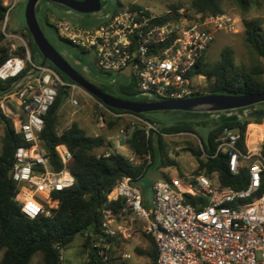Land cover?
<instances>
[{"label": "built area", "instance_id": "2783aa9c", "mask_svg": "<svg viewBox=\"0 0 264 264\" xmlns=\"http://www.w3.org/2000/svg\"><path fill=\"white\" fill-rule=\"evenodd\" d=\"M19 1L1 0L5 7L1 32L11 43L7 45L9 57L0 65V81L18 80L0 94V106L10 104L24 117L23 144L15 149L10 179L21 214L34 219L52 217L44 203L52 192L74 184L68 168L72 153L65 147L55 148L56 169L42 146L44 117L61 90L67 92V102L74 108L80 104L75 92L91 95L48 64L34 63L25 38L6 31L8 15ZM241 28L240 18L230 12L202 16L189 7L138 5L120 8L92 28L61 20L54 23L60 39L94 54L100 71L118 73L129 68L137 91L153 95L155 101L184 100L202 91L205 87L199 80L203 77L194 73L198 61L218 32L238 34ZM96 102L112 118L142 122L146 135L154 129L136 114L115 113ZM133 129L120 130L124 146ZM213 143V149L206 151L199 141V160L223 157L229 173L244 178V188L223 186L215 171L207 174L205 170L185 175L186 179L156 180L150 186L151 207L147 209L141 189L131 177L122 176L107 194L108 201H122L119 211L101 209L102 223L93 242L97 255L108 260V250L119 239L129 240L131 224L140 222L143 232L155 241V264H264L263 127L251 122L244 131L224 128ZM114 152L110 146L95 154L109 157ZM62 252L59 264H63Z\"/></svg>", "mask_w": 264, "mask_h": 264}, {"label": "trees", "instance_id": "16d2710c", "mask_svg": "<svg viewBox=\"0 0 264 264\" xmlns=\"http://www.w3.org/2000/svg\"><path fill=\"white\" fill-rule=\"evenodd\" d=\"M232 1L242 13H245L249 8L250 0ZM222 4L223 0H191L189 8L202 16H214L224 12ZM118 5L123 8L120 2H118ZM171 8H176V6H171ZM4 13L5 7L0 0V25ZM242 28L248 46L258 57L264 59V41L261 36L260 21L242 19ZM24 30L26 31V35H24L28 38L29 49L32 47L36 48L27 28L25 27ZM79 50L85 52L81 49ZM19 51L23 53L24 49L21 47ZM8 57L9 50L0 31V65ZM45 63L62 78L70 81L52 64L47 61ZM28 70L29 66L26 67L24 73ZM194 73L200 74L207 83L198 95L205 94L203 93L204 91L209 95H246L264 92V79L258 77L259 73L257 70H246L236 65L233 60V53L229 49H223L220 52V60L216 63H206L204 54L198 61ZM16 80L18 79H10L6 82L0 81V94L10 90ZM132 85L136 88L135 79H133ZM123 91L128 92L127 88H124ZM62 92L64 91L61 90L58 93L54 105L44 117V129L40 135V140L48 157L52 160V165L56 169L59 168V163L54 158L55 148L65 147L72 153L68 168L74 178V184L68 189L52 192L50 198L44 203L45 208L53 212L52 217L39 216L30 219L20 212L14 193V183L7 177V174L12 168L15 149L23 144L20 127L24 117L10 104L0 106V124L3 128L0 152V252H2L0 264H31L33 258L37 255L41 257V264H59L60 250H64L79 234H87L84 246L88 249V254L85 264H125L122 261H115L111 258L110 254L113 248L108 250V260L99 257L94 250L93 242L102 223L101 209L108 208L117 213L121 207V200H107V194L116 181L122 176H129L136 183L142 177L147 165L144 163L133 164L116 152L109 157H97L95 150L104 145V137L86 135L85 130L75 122L64 129L62 134L58 136L56 127L57 108ZM247 108L214 112L220 118L213 124L208 135V146L203 145L204 149L206 151L213 149L214 138L224 128H238L244 131L246 125L251 123L246 119L247 115L241 112V110ZM109 110L115 113L127 112L115 109ZM137 116L144 119L142 114ZM232 116H235L236 119L225 121V119ZM260 118L259 116L253 119V123L263 127L262 152L264 156V118ZM119 119L115 118L110 121L109 127H113ZM144 120L150 123L149 120ZM185 132H191V126L187 122L173 124L164 128L160 133L174 134ZM150 134L146 135L140 127H134L130 138L127 140V146L135 156L143 158L146 154L152 153ZM158 136L159 141L162 142L161 135L158 134ZM188 149L197 162V168L193 174H198L203 170L207 174L215 171L223 186L245 187L243 177H235L229 173L223 157L204 162L198 158V149L190 147ZM173 164L174 162L170 161V165ZM117 169L121 173L113 177L110 176ZM180 178L186 179V176L180 175ZM166 181L170 182V178H166ZM116 243L117 241L115 245ZM148 244L150 247L149 252H138L150 259L149 264H155L157 256L155 241L149 237Z\"/></svg>", "mask_w": 264, "mask_h": 264}, {"label": "rangeland", "instance_id": "374dc122", "mask_svg": "<svg viewBox=\"0 0 264 264\" xmlns=\"http://www.w3.org/2000/svg\"><path fill=\"white\" fill-rule=\"evenodd\" d=\"M118 2L123 7L138 5L160 9L171 8V6L189 7L191 0H100V10L89 14H81L59 4L41 0L36 6V18L45 37L52 46L67 62L77 64L88 79L101 85L104 89L112 91L119 97L155 101L156 98L153 95L139 92L133 87V78L130 75L129 68L118 73L99 72L100 70L96 66L95 56L92 52H81L79 48L60 39L54 29L56 20L65 21L81 28L95 27L102 23L108 15L120 9ZM26 4L27 0H20L10 11L6 31L21 34L28 42V38L25 36L26 31L24 30L26 27L24 19ZM222 8L225 12L237 15L241 23L242 19L259 20L262 29L261 36L264 41V0H250L249 8L245 13H242L232 0H223ZM12 42L17 44V41ZM4 43L7 46L11 42L4 40ZM223 49L232 51L236 65L246 70H257L259 73L258 77L264 79V59L258 57L248 46L243 35V28L238 34L218 32L215 35L214 42L205 53L206 63L218 62L220 60V52ZM29 50L33 62L40 64L43 59L38 49L32 47ZM199 82L203 87L207 84L203 79H200ZM124 88H127L128 92H123ZM75 97L80 103L77 108L71 107L67 99L57 108V131H63L75 122L85 130L86 135L104 137V145L95 150V153L103 152L110 146L114 148L116 146H124L122 136L119 133L121 129L126 130L131 126H137L143 130V123L133 118H120L113 127H109V122L115 118H112L104 108H100L96 99L92 96H86L84 92L80 91L75 92ZM241 112L247 115L246 119L248 121L253 122V119L264 114V103L252 105L250 108L241 110ZM142 116L144 119L149 120L154 127L150 132L152 153L149 154V158H146L148 154L143 158L135 156L127 145L124 146L125 150L115 148V152L120 153L133 164L144 163L147 165L142 177L135 184L142 189L145 201L144 207L149 209L151 207V182L166 180V178L175 179L180 177V175H192L197 168V162L188 148L198 149L199 141L207 147L209 132L220 116L210 112H184L178 110L146 112ZM181 122L189 123L191 132L179 134L160 133L164 128ZM158 134L161 135L162 142L159 141ZM2 136L3 128L0 125V152ZM170 161H173L174 164L170 165ZM136 235L139 238L137 242L118 240L110 254L111 258L115 261H122L125 264H149L150 259L138 252L150 251L149 237L141 231L136 233ZM86 238L87 234H79L66 246L61 255L63 264H85L87 262L88 249L84 246ZM143 244L145 247H142ZM125 255H128L129 258H126ZM1 256L2 252H0V259ZM40 262L41 257L37 255L33 258L31 264H41Z\"/></svg>", "mask_w": 264, "mask_h": 264}, {"label": "water", "instance_id": "95a60500", "mask_svg": "<svg viewBox=\"0 0 264 264\" xmlns=\"http://www.w3.org/2000/svg\"><path fill=\"white\" fill-rule=\"evenodd\" d=\"M41 0H27L24 19L26 28L42 55L43 65L45 61L52 64L60 73L71 82L77 84L96 100L100 101L106 108L127 111L136 115L153 111L178 110L184 112H224L247 108L258 103H264V92L246 95H202L184 100L172 101H129L106 94L92 84L88 83L76 70L59 54L52 44L45 37L38 20L36 18V6ZM69 8L81 14H89L100 10V0H45ZM67 98V92H62L58 107ZM236 117L225 119V121L235 120ZM121 173L115 170L110 176ZM7 177L10 179L11 172Z\"/></svg>", "mask_w": 264, "mask_h": 264}, {"label": "flooded vegetation", "instance_id": "af4514ba", "mask_svg": "<svg viewBox=\"0 0 264 264\" xmlns=\"http://www.w3.org/2000/svg\"><path fill=\"white\" fill-rule=\"evenodd\" d=\"M45 1V0H44ZM75 70H76V72L80 75V76H82L83 78H84V80H86L88 83H90V84H92L94 87H96L97 89H99L100 91H102V92H104V93H106V94H109V95H111V96H114V97H117V98H121V99H125V100H129V101H138V102H144V101H142V100H132V99H129V98H123V97H119V96H116L112 91H109V90H106V89H104L101 85H99V84H97V83H95L94 81H92V80H90V79H88V77L84 74V71L77 65V64H71L70 62H68ZM99 71V70H98ZM99 72H101V71H99ZM124 92V91H123ZM203 95H209L208 93H206V94H203ZM196 96H202V95H195L194 97H196ZM95 99V98H94ZM258 114H261V113H258ZM264 114H261L260 115V119H263L264 118V116H263ZM256 118H258V117H256Z\"/></svg>", "mask_w": 264, "mask_h": 264}, {"label": "crops", "instance_id": "0c3cea01", "mask_svg": "<svg viewBox=\"0 0 264 264\" xmlns=\"http://www.w3.org/2000/svg\"><path fill=\"white\" fill-rule=\"evenodd\" d=\"M1 125V124H0ZM2 126V125H1ZM179 134V133H178ZM115 148H121L122 150H125L126 148H124V147H118V146H116ZM114 148V149H115ZM170 179H172V178H170ZM154 182V181H153ZM153 182H151V184L153 183ZM141 189V188H140ZM141 191H142V189H141ZM142 195H143V191H142ZM143 200H144V196H143ZM144 204H145V201H144ZM131 227L133 228V232H132V237L129 239V240H122V241H129V242H133V241H135V242H137L138 240H139V238H138V235H136V233H138L139 231H141V232H143V224L142 223H140V222H134V223H132L131 224ZM144 233V232H143ZM145 234V233H144ZM146 235V234H145ZM119 240H121V239H119ZM118 241V240H117ZM142 247H145V245L143 244L142 245Z\"/></svg>", "mask_w": 264, "mask_h": 264}]
</instances>
